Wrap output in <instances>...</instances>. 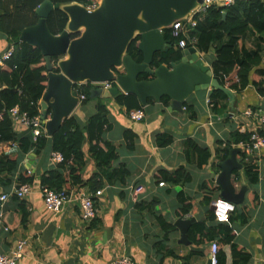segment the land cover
I'll return each mask as SVG.
<instances>
[{
	"label": "crops",
	"instance_id": "obj_1",
	"mask_svg": "<svg viewBox=\"0 0 264 264\" xmlns=\"http://www.w3.org/2000/svg\"><path fill=\"white\" fill-rule=\"evenodd\" d=\"M254 44L255 35L247 31L245 50L252 51ZM8 47L7 38L0 35V55ZM199 55L211 68L215 47ZM261 57L262 63L253 69L252 79L257 76L264 88V76L258 74V69H264V50ZM229 90L233 99L228 98L226 109L218 112L207 102L211 88L189 95L181 111L169 109V99L168 105L149 99L142 107L145 114L140 122L129 119L128 109L118 104L115 96L102 99L108 124L102 138L112 147L115 160H111L108 171L103 169L100 173L88 155L87 144L83 148L84 164L79 176L87 181L96 175L101 183L96 190H102L101 195L94 198L95 217L89 223L83 221L79 205L72 200L56 214L45 210L41 175L58 167L49 160V144L39 154L31 150L20 155L11 146L0 144L3 160L18 157L12 174L0 172V194L12 192L21 174L32 177L29 183L32 192L25 200L11 196L0 207V224L8 228L0 231V252H12L23 240L25 244L18 264H111L121 255L130 257L133 264H208L212 240L193 243L187 235L186 243L175 223L190 218L206 221L208 212L212 211V201L222 199V189L216 183L221 172L219 163L236 148L235 143L227 149L225 144H217L218 141L226 143L233 133H248L256 126V118L246 116L245 110L258 114L264 111V94L252 84L242 91ZM96 103L97 99H90L78 105L70 116L84 126L95 113ZM12 128L19 137L30 131L20 124ZM44 134L49 143L51 136L45 131ZM187 140L208 148L210 157L202 166L197 165L191 150L187 151ZM164 141L167 143L163 144ZM235 158L241 167L231 169V183L236 192L245 189V195L243 202L235 205L232 220L228 222L233 229L232 242L221 246L225 264H234L232 246L248 256L245 264H264V149L249 155L240 150ZM112 170L121 172L110 181L106 177ZM176 171H182L189 179L179 184L165 180L164 185L159 186L163 182L160 176ZM252 174L255 181L251 179ZM80 189L96 191L87 186ZM209 191L213 199L207 204L204 198L210 196ZM180 194L190 204L184 213L178 202ZM21 204L26 211L25 220L15 224L16 219H21L18 210ZM158 216L171 226L168 232H164ZM243 217H246L245 222Z\"/></svg>",
	"mask_w": 264,
	"mask_h": 264
},
{
	"label": "trees",
	"instance_id": "obj_2",
	"mask_svg": "<svg viewBox=\"0 0 264 264\" xmlns=\"http://www.w3.org/2000/svg\"><path fill=\"white\" fill-rule=\"evenodd\" d=\"M44 0H0V35L7 38L9 47L13 48L12 55L2 64H0V144L16 146V150L21 153L34 151L41 153L49 144L50 149L61 153L64 162L57 169L45 171L41 175V186L43 188L60 190L80 189L87 186L89 189H98L101 183L94 175L87 181L79 176V169L83 166L84 151L87 144L89 157L95 162L102 173L103 169L109 167V164L115 160V154L110 144L103 140L102 135L107 124V112L102 99H97L95 113L90 115L84 126H80L73 116L66 118L61 128L51 136L48 143L45 134L32 141L31 133L24 136H17L12 128V123L8 115V110L18 106L21 112L27 113L29 117L40 115L39 101L45 91L47 77L45 75L46 66L44 56L41 50L35 46L20 41V33L24 28L36 24L38 17L35 9ZM53 4L79 3L85 5L87 0H49ZM225 13V16L222 14ZM196 25L189 32V40L193 41L194 47L199 52H207L211 46L215 47V59L211 63V70L214 78L220 85L231 90L242 91L249 84H252L260 94H264L262 87L263 81L252 79L253 69L259 67L262 63V51L264 50V0H246L239 1L227 7H210L204 15L195 16ZM68 21L67 14L60 8L53 9L47 19V27L51 34H60ZM255 35V44L252 51L244 48V35L246 32ZM73 34L71 37H76ZM163 36L171 40L174 46L166 53H156L152 66L156 68L160 64H170L178 61L182 56V49L177 48L178 38H173L170 28L163 30ZM139 37L134 38L126 50V54L140 63L143 56L138 50ZM188 41V43L190 42ZM52 60H55L53 58ZM259 76H264V69H258ZM147 75H141L139 79H147ZM75 92L84 94L86 99L81 103L85 104L90 100L88 85H75ZM115 101L124 105L128 111L142 108L143 105L132 94L118 93L114 97ZM228 96L218 89H211L209 105L213 111H224L227 107ZM164 105H168V98L161 99ZM248 133L232 134L231 139L226 143L218 141L217 144L224 145L229 149L231 143H237L245 140ZM164 141L163 144H166ZM191 150L196 158V163L200 167L205 164L210 152L208 148L196 145L192 140H187V151ZM225 153V152H224ZM223 159V155L220 156ZM18 157L2 159L0 155V172L12 174L17 166ZM107 170V169H106ZM108 171V170H107ZM121 172V170H119ZM118 170H112L107 173V179L112 181L119 173ZM250 172V169H249ZM99 176V175H98ZM252 181L256 178L252 174ZM100 177V176H99ZM160 179L169 181L172 184L183 183L189 177L182 171H176L173 174L165 173ZM32 177L21 174L19 183H31ZM126 182L125 180L123 181ZM211 191L204 198V203H210L213 199ZM178 202L181 210L187 212L190 204L182 194L178 196ZM151 205V204H150ZM152 206V205H151ZM151 208V207H149ZM21 219H16V223L25 220L26 211L24 205L19 206ZM236 210V209H235ZM235 212V211H234ZM233 214V213H232ZM232 214L229 221L232 220ZM18 215V211H17ZM157 220L161 224L164 232L171 228L162 217ZM246 221V217L242 218ZM208 223V224H207ZM188 238L193 243H205L209 240H217L218 245V263L225 264V254L221 248L222 244L231 243L233 239V229L228 223L216 222L213 212H208L205 220L193 221L187 232ZM232 256L234 264H245L248 256L232 246Z\"/></svg>",
	"mask_w": 264,
	"mask_h": 264
},
{
	"label": "water",
	"instance_id": "obj_3",
	"mask_svg": "<svg viewBox=\"0 0 264 264\" xmlns=\"http://www.w3.org/2000/svg\"><path fill=\"white\" fill-rule=\"evenodd\" d=\"M200 3L202 0H100L94 10L88 11L83 4L59 5L44 0L35 9L36 24L24 28L19 38L39 48L44 56L47 81L39 108L45 133L52 136L70 117L79 103L74 86L84 82H116V86L105 91L90 88V99L106 100L122 91L146 105L149 99L161 102L167 97L169 109L177 111L183 109L189 95L209 88L221 90L232 101L231 91L219 84L193 46L183 49L178 61L152 66L156 53H166L174 46L164 38L163 30L188 18ZM57 8L67 14L68 21L60 34L53 35L46 19ZM73 34L77 36L72 38ZM136 37L140 38L138 50L143 56L140 63L126 54ZM144 74L148 78L139 79ZM239 151L237 147L232 149L219 163L221 172L216 178L222 189L221 198L235 205H240L245 195V189L236 192L231 183V169L241 167L235 158ZM213 203L214 200L212 211ZM193 221L190 218L175 223L186 243L188 227Z\"/></svg>",
	"mask_w": 264,
	"mask_h": 264
},
{
	"label": "built area",
	"instance_id": "obj_4",
	"mask_svg": "<svg viewBox=\"0 0 264 264\" xmlns=\"http://www.w3.org/2000/svg\"><path fill=\"white\" fill-rule=\"evenodd\" d=\"M239 1L246 0H202V3L199 4L198 8L195 9L192 14L186 18L181 19L172 24L170 27V33L173 38H178L176 42V47L180 49H185L189 46H193V41L189 40V32L195 27L196 15H204L208 8L210 7H227L231 6ZM100 3V0H87V3L84 5L88 11L94 10ZM188 41H190L188 43ZM13 48L8 47L0 55V64L8 60L12 55ZM88 85L90 88H99L102 91L109 90L112 87L116 86L114 81L106 82H84L77 84ZM75 91V90H74ZM79 99L78 105H80L85 99L84 94H76ZM209 104V99L207 100ZM128 117L132 122H140L144 118V110L142 108L132 109L128 111ZM244 114L246 116H254L256 118V126L248 132V137L245 140H241L234 144L235 147L239 148L244 154H252L261 149H264V111L261 114L251 111L250 109L245 110ZM8 115L11 120L12 125L20 124L25 127H28L31 133L32 141L35 142L38 137L44 134L42 127V119L40 115L29 117L27 113L21 112L18 106H14L8 110ZM13 149H16V146H12ZM49 160L53 165H61L64 162V157L61 153L57 151L50 150ZM164 182H160L159 186H163ZM139 191V190H137ZM32 192V186L29 183H19L12 192H5L0 194V207L11 197L15 196L18 200H25ZM102 190H96L91 192L83 189H66L62 188L60 190L48 189L41 187V196L44 204V208L47 212L56 214L60 212L65 204L69 201H75L79 205L82 219L84 222L89 223L95 217L94 210V198L101 195ZM214 209V220L216 222L228 223L230 215L235 211L236 206L230 201L223 199H216L213 203ZM7 231L8 228L0 224V231ZM25 241H19L15 250H12L10 253H1L0 252V264H18V260L21 257V249ZM218 245L216 240L210 242L209 256L208 261L210 264L218 263ZM111 264H133L132 260L128 256L121 255L117 258H114L111 261Z\"/></svg>",
	"mask_w": 264,
	"mask_h": 264
}]
</instances>
